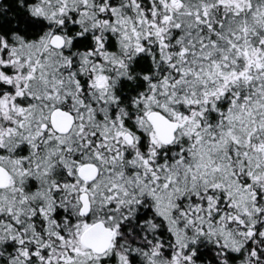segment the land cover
I'll return each instance as SVG.
<instances>
[{"label":"snow or ice","instance_id":"snow-or-ice-1","mask_svg":"<svg viewBox=\"0 0 264 264\" xmlns=\"http://www.w3.org/2000/svg\"><path fill=\"white\" fill-rule=\"evenodd\" d=\"M0 264H264V0H0Z\"/></svg>","mask_w":264,"mask_h":264}]
</instances>
